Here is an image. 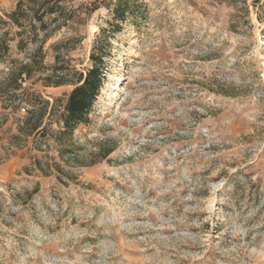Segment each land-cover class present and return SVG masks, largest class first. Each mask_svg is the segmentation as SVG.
<instances>
[{
  "label": "rangeland",
  "instance_id": "374dc122",
  "mask_svg": "<svg viewBox=\"0 0 264 264\" xmlns=\"http://www.w3.org/2000/svg\"><path fill=\"white\" fill-rule=\"evenodd\" d=\"M16 3L0 264H264V0H23L14 23ZM95 50L103 85L59 133Z\"/></svg>",
  "mask_w": 264,
  "mask_h": 264
},
{
  "label": "trees",
  "instance_id": "16d2710c",
  "mask_svg": "<svg viewBox=\"0 0 264 264\" xmlns=\"http://www.w3.org/2000/svg\"><path fill=\"white\" fill-rule=\"evenodd\" d=\"M22 3L23 0H17L16 9L9 15L14 23H19L17 14ZM125 6L126 4L120 5V2L118 3L115 10V17L117 19L124 18L126 9ZM49 11L53 12L54 9L51 8ZM5 33L6 32L0 34V60L4 58L9 50V43ZM102 56L103 54L101 51L95 50L92 52L91 59L93 64L87 69L85 74L80 77L79 81L75 83L74 87L68 93L65 103L61 108H59L58 114L56 116V121L60 123L59 133H72L76 125L87 121L91 106L96 100L99 90L103 85L105 65L102 60ZM27 65L28 64H23V67H26ZM58 84H60V82H56L55 85ZM13 89H16V87ZM32 112L38 113L39 118L37 121L32 123L29 120H25L22 125L18 126L19 130L25 135H29L33 131L37 130V128L40 126L39 122L42 115L40 114L41 108H36V110Z\"/></svg>",
  "mask_w": 264,
  "mask_h": 264
}]
</instances>
